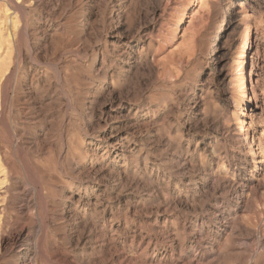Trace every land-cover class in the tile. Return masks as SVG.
<instances>
[{"label": "rangeland", "instance_id": "374dc122", "mask_svg": "<svg viewBox=\"0 0 264 264\" xmlns=\"http://www.w3.org/2000/svg\"><path fill=\"white\" fill-rule=\"evenodd\" d=\"M45 1L59 4L75 20L84 0H44L43 4ZM118 1L91 3L89 33L82 44L120 36L152 47L142 55L143 65L126 74L117 93L114 90V95L106 92L100 97L95 105L96 120L105 105L113 99L119 102V96L134 105H148L156 99L161 116L156 125L147 120L143 125L126 126L129 132L139 130L137 136L148 142L137 153L142 160L129 164L128 178L120 180L114 174L101 178L102 190L112 189L113 206L108 214L98 210L88 226L72 215L57 221L60 200L58 186H53L50 201L58 205L51 208L49 220L53 251L76 259L75 264H264V165L249 156V147L233 138L244 112L251 118L249 129L256 151L264 153V0H206L202 6L194 0ZM31 6L27 16L34 13ZM49 12L44 11L42 18ZM248 22L254 51L258 50L256 76L249 88L251 102L244 107L245 101H240L237 108L235 76L243 52L240 34ZM54 40L39 59L47 71L50 88L46 97L53 114L46 147L58 150L61 136L56 128L62 123L64 135L78 138L88 134L89 138L94 134L81 115L82 101L73 85L76 81H67L65 75L72 74L65 66L77 59L76 54L64 51L66 54L50 64L60 49ZM145 56L154 67L145 66ZM134 61L129 63L135 66ZM15 79L8 88L5 109L9 125L14 112L28 101L24 96L27 87L18 91ZM32 96L30 101H35L37 95ZM56 97L61 103L52 102ZM69 101L74 106L66 112L63 105ZM126 106L128 113L130 106ZM148 130L157 138L144 139ZM153 148L158 150L152 152ZM145 161L151 165L152 179L144 177ZM63 175V180H78ZM78 194L76 191V198ZM71 235L73 240H69ZM44 262L60 263L51 253Z\"/></svg>", "mask_w": 264, "mask_h": 264}, {"label": "bare ground", "instance_id": "6f19581e", "mask_svg": "<svg viewBox=\"0 0 264 264\" xmlns=\"http://www.w3.org/2000/svg\"><path fill=\"white\" fill-rule=\"evenodd\" d=\"M43 1L0 0V264H45V258L50 253L60 263L75 264L76 259H71L68 255L62 257V254L60 256V253L53 251L52 230L49 225L51 208L55 205V209L58 205L60 207V218L57 221H63L72 215L86 226L90 217H94L98 210L108 214L113 206L112 189L105 187L103 191L100 185L101 178L106 174H114L120 180L128 178L129 164L142 160V156L137 153L139 148L146 146L148 142L137 136L139 130L137 133L129 132L126 126L143 125L147 120L156 125L161 116V105L156 99L149 101L148 105L142 103L134 105L119 96L118 103L115 102L118 99H113L111 103L105 105L97 121L95 105L100 97L106 92L113 95L115 91L118 92L124 85L126 74L143 65L142 55L152 47V44H148L147 47L142 41L137 43L135 40L115 36L111 38L112 40L83 45L82 41L89 33L88 17L92 14L91 3L94 0H84L77 7L75 20H70L65 9L59 4H47L46 1V4H43ZM47 1L50 3V0ZM194 1L201 5L206 0ZM123 2L126 3V0ZM30 5H33L30 9L34 13L27 16L26 12ZM46 10L50 11V14L43 19L42 13ZM183 17L178 24L183 21ZM226 19L225 16L219 32L222 31ZM249 22L245 24L240 34L243 52L240 61L237 62L235 76V90L239 97L237 108L240 107V101H245L244 107L251 102L249 88L256 76L254 70L257 62L254 58L258 50L254 51ZM34 27L41 37L35 32ZM54 39L60 43V49L53 54L50 64H55L59 59L56 57L64 51L76 54L77 59L65 66L71 69L72 74L67 75L65 70L62 72L68 77L67 81L71 79L76 81L72 83L79 91L78 96L82 101L81 115L87 118V128L92 129L94 134L89 138L88 134L75 138L73 134L64 135V123L56 125L54 128L58 126L56 130L61 136L58 150L49 145L46 147V137L48 130L50 131L49 120L53 114L52 103H49L46 97L50 88L47 71L39 59L40 53H46L47 45L49 46L50 41ZM250 54L252 56L249 64ZM145 57V66L154 67L148 63V57ZM132 59L135 60V66L130 64L132 62L129 63ZM15 77L18 78L15 79L18 91L21 92L27 87L24 96L28 101L24 107H19L14 112L12 115L14 121L9 125L5 122V109L8 88L14 83ZM33 94L37 95V98L30 101ZM72 101L63 105L66 112L68 108L74 106ZM52 102L61 103L60 97L54 98ZM127 104L130 106L128 113ZM240 110L242 111V107ZM242 116V119L237 120L233 138L249 147V156L254 160L259 159L260 164L264 165V153L258 154L257 145L250 135L251 118L248 119L244 112ZM151 133L152 130H148L144 139L157 138L154 132ZM157 150L153 148L152 152ZM150 168V163L145 161L143 169L144 177L147 179H152ZM63 174L78 180L76 183L63 180ZM54 185L58 186L59 199L56 197L58 201L60 200L58 205L57 202L53 201L51 204L50 201ZM76 191L79 193L77 198ZM55 214L57 217V212ZM80 221L73 227H77ZM72 237L71 235L69 240H73Z\"/></svg>", "mask_w": 264, "mask_h": 264}]
</instances>
